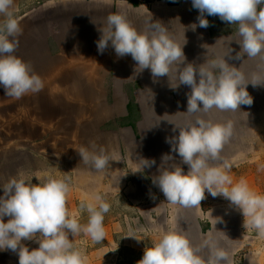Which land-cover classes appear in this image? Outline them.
Segmentation results:
<instances>
[{"label": "crops", "instance_id": "0c3cea01", "mask_svg": "<svg viewBox=\"0 0 264 264\" xmlns=\"http://www.w3.org/2000/svg\"><path fill=\"white\" fill-rule=\"evenodd\" d=\"M11 11L22 29L14 55L28 63L44 83L42 91L28 93L19 100L7 97L0 85V130L20 122L28 131L21 144L31 147L29 151L24 150L21 157V166L26 165L25 172L15 177L33 184H43L49 178L65 179L69 185L66 205L69 216L75 217L82 226L89 219L87 211L80 207L82 202L96 205L97 195L107 202L111 196L126 194L133 205H137L140 223L148 222L162 235L172 231L185 235L194 247L201 248L199 255L205 259L211 255L213 245L225 250L228 259H233L248 238L241 236L244 232L242 211L223 196L213 197L207 190L205 199L197 207L185 208L167 202L152 182V178L159 174L157 165L160 166L165 153L159 157L158 153H148L147 156L141 151L137 154L132 152L133 146L141 147L145 140L138 134H141V127L146 122V113L158 107L176 108L179 120L182 119L179 125L190 121L184 113L187 101L183 99L187 98L191 88L180 85L173 89L170 82H178L175 74L169 82L167 76L154 79L150 69L136 73V62L130 55L117 57L111 42L101 54L97 41L101 36L98 29L106 26L110 14L118 13L126 16L141 32L148 29L151 21H160L168 34L183 46L185 64L210 62L232 48L230 55L225 56L230 66L239 68L242 74L264 72V60L260 56L247 58L245 54L241 59H235L240 51L236 42L240 39L236 34L238 25H230L218 16L205 14L210 26L201 28L197 20L200 13L192 7V2L178 7L156 5L149 10L115 0H14ZM4 19L0 16V23ZM192 24H197L194 31ZM213 71L218 74V70ZM249 77L253 80V76ZM247 88L251 93V88ZM180 108L184 110L182 113ZM3 113L9 115L4 120ZM202 114L210 121L211 110ZM134 128L138 133L133 131ZM12 129L17 136L11 141L16 144L13 148L20 147L19 133L16 132L18 126ZM51 130L61 132L60 141L48 140ZM37 131L43 132L41 136H37ZM93 143L97 145V151L102 146L110 157L109 167L103 171L85 165L78 153L81 147L92 151ZM56 145L60 149H56ZM227 145H224L219 164L215 167L223 168L224 161L237 159L235 156L228 157ZM17 151L20 152L19 148ZM53 154L58 159L52 157ZM19 157L18 154L11 157V162L21 160ZM177 157L179 159L175 162L182 163L179 155ZM140 159H154L156 163L154 167L138 171L141 170ZM187 167L185 174L189 171ZM152 170L156 171L155 174ZM225 171L232 184L224 187L239 183L237 171ZM249 189L254 193L261 191L256 184ZM9 219L5 216L4 222ZM136 219L124 216V220L116 218L103 222L106 235L99 243L93 242L83 231L75 237L69 233L68 238L73 248L82 253L84 264H127L126 257L135 254L142 259L145 248L159 241L148 237L147 233L135 236L139 241L129 237L127 232H132V226H138ZM37 239L42 240L43 236L37 234L35 238L22 240L21 243L31 251L39 247ZM205 241L209 242L208 246H204ZM12 260L14 262V258Z\"/></svg>", "mask_w": 264, "mask_h": 264}, {"label": "clouds", "instance_id": "9594fccd", "mask_svg": "<svg viewBox=\"0 0 264 264\" xmlns=\"http://www.w3.org/2000/svg\"><path fill=\"white\" fill-rule=\"evenodd\" d=\"M13 5L14 0H0V16L5 17L0 23V85L7 97L19 100L28 93L42 91L44 83L28 63L14 55L22 29L11 11ZM262 5L264 0H192V7L200 13L197 17L199 27L210 26L205 14L218 16L230 25H238L236 34L240 39L236 42L240 45V51L236 53L237 60L245 54L247 58L260 56L264 60ZM196 27L197 24L191 25L193 31ZM98 30L101 36L97 41V49L101 54L111 42L117 57H132L136 62V73L150 69L154 79L167 76L169 82L175 74L178 82H170L173 89L180 85L189 86L191 92L187 94V111L184 113H207L213 108L236 111L241 104L253 103V98L247 92L249 83H245L244 75L239 68L230 66L225 60V56L233 51L232 48L210 62L185 64L183 46L168 34L160 21H151L148 29L141 32L126 16L110 14L106 26ZM214 69L218 70V74ZM177 128L179 134L166 138V142L172 146L171 151L179 155L181 162L189 166V171L185 174L173 155L162 156L159 174L152 178V182L163 193L166 201L185 208L197 207L205 199L207 190L213 197L223 196L229 200L242 211L244 218H248L246 222L244 220V227L250 226L260 236H264V195L251 191L243 179L230 188L224 187L232 184L225 171H230L232 165L227 161L223 162V168L209 165L210 160L220 159L224 145L233 134L232 122L220 124L197 117L184 125L175 124L173 131ZM91 148L92 151L85 147L78 150L82 162L96 171L109 167L110 157L105 149L100 146L97 151L94 143ZM140 160L141 170L138 171L156 163L154 159ZM2 187L0 250L18 252L19 264H84L85 258L73 248L69 233L75 237L83 231L93 242L104 240V215L110 211L111 205L101 196L95 197L98 202L96 205L81 203V209L89 214L87 224L82 226L75 217L69 216L66 206L69 185L65 179L49 178L43 184H33L23 178L13 177ZM5 216L10 217L6 223ZM37 234L43 239H37L39 247L30 251L21 241L31 240ZM208 244L205 241L204 246ZM200 251L201 248L194 247L185 235L172 231L164 234L151 247H146L137 264H205L204 258L199 255ZM227 259L225 250L212 246L208 264H220Z\"/></svg>", "mask_w": 264, "mask_h": 264}, {"label": "rangeland", "instance_id": "374dc122", "mask_svg": "<svg viewBox=\"0 0 264 264\" xmlns=\"http://www.w3.org/2000/svg\"><path fill=\"white\" fill-rule=\"evenodd\" d=\"M243 75L245 77V83H249L247 87L251 88V93H249L248 88L247 92L249 94L254 93L261 96L255 95V97H252L250 95L253 98V103L251 105L241 104L236 111H222L221 113H219L218 109L213 108L211 109V114L209 117L210 121L213 123L226 124L229 121L232 122L233 134L227 142L228 157L230 158L231 156H235V158L237 159L228 161V163L232 165L231 170H228V172L234 173L237 171L236 174L239 178V181L243 179L244 181H246L248 187H251L252 185L254 186L256 184V187L261 190H257V192L259 191L257 194L264 195V84H252L264 82V72L260 71L259 74L255 75H249L248 72H244ZM249 76H253V78L259 77V79L252 80ZM176 100L180 101L181 99ZM183 100L186 102L187 98ZM200 106L202 107V104ZM153 107L155 106H152V108ZM8 108L10 109V107ZM148 108L149 110L151 109L150 106H148ZM160 108L161 107H158L151 113H146V122L141 127V134H138L139 138L142 137V140H144V138L145 140L143 141V145L141 147L133 146V154L142 152L143 154L147 155L148 153H153L154 155L159 154V157L160 155H162L163 152L165 154L171 155L177 154L171 151L172 146L166 142V138H171L179 134L178 128L175 132L173 131V129L175 128V124H181L182 119L179 120V115L176 112V108H174L175 110H171L169 107L162 109ZM183 111L184 110L182 109L181 111L180 108L179 112L182 113ZM202 113L203 112L197 113L195 115L187 113L186 114L190 118V121L195 120L197 117L207 121V118ZM8 116L9 115L3 113L2 119L4 120L5 117ZM14 126H18V130L16 132L19 133L20 147L18 146L13 148V146H16V144L11 143V141L12 139H15V137L17 138V136L13 134L15 133V130L12 129L14 128ZM133 131L135 132V128L133 129ZM27 132L28 131L24 130V126L20 122L19 124L18 122H14V124L9 126V128H4L0 130V189L3 188L2 185L6 184L10 178L15 177V175L17 176V174H23L26 170V165L21 166L23 162L21 157L24 156L23 151L26 149L27 151H29V148L31 147L24 146L21 143L23 142V136ZM40 132L41 133L37 131L36 133H39V135H37L38 137L41 136L40 134L43 133L42 131ZM50 132L51 135H47L48 140L52 138L60 141V137L62 136L60 131L51 130ZM62 133H64V131ZM162 140L163 144H161ZM48 147L54 149V147L52 146ZM18 148L20 152L17 151ZM55 148L60 149V146L56 145ZM223 150L224 148L222 149L220 154H223ZM17 154L20 155L19 158H21V160L17 162H11V157L16 156ZM51 156L58 159V156L55 154ZM177 156L174 157L178 160L179 158ZM218 162L219 160H210L209 165L215 167L219 164ZM56 164L57 163H55V167H57ZM180 164L183 170H186V168H188L187 165L183 163ZM18 165H20V167H18ZM157 166L159 167V165ZM154 170H152L153 173L156 172ZM2 193H4V191L0 192V194ZM129 198V196H126V194L123 193L111 196L110 199L107 201V203L111 205L110 211L104 215V222L112 221L116 218L124 220V216H127L131 219L137 218L135 222L138 224V226H136L135 228L132 226V232H127L129 236H140L146 235L147 233L148 237L150 236L154 237L153 239L160 240L164 233L162 235L160 231L157 232L155 227L152 228V226L148 225V222L146 223L144 221H141L143 225H140V215L139 210L136 208L137 205H133V201L129 200ZM207 209L209 210V208ZM247 219V217L244 218L245 222L247 221ZM139 229L146 230V232L140 231ZM243 231L244 232L241 236L248 237L245 240L243 249L238 250L233 259L221 261L220 264H264V236H260L257 230L250 226L244 227ZM12 258H14V262ZM202 258L204 257L202 256ZM206 259L204 258L205 264H208V258ZM139 260L140 257H137L134 254L132 256L126 257L125 262L127 264H137ZM0 264H19L18 252H12L8 249L0 250Z\"/></svg>", "mask_w": 264, "mask_h": 264}, {"label": "built area", "instance_id": "2783aa9c", "mask_svg": "<svg viewBox=\"0 0 264 264\" xmlns=\"http://www.w3.org/2000/svg\"><path fill=\"white\" fill-rule=\"evenodd\" d=\"M117 3H126L131 6H137L144 9H153L156 5H165L170 7L183 6L192 0H115Z\"/></svg>", "mask_w": 264, "mask_h": 264}]
</instances>
